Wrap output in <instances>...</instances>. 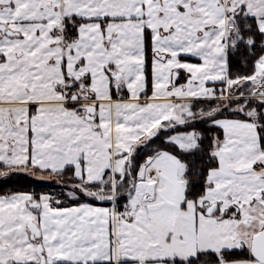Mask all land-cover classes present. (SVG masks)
I'll use <instances>...</instances> for the list:
<instances>
[{"label": "snow or ice", "instance_id": "snow-or-ice-1", "mask_svg": "<svg viewBox=\"0 0 264 264\" xmlns=\"http://www.w3.org/2000/svg\"><path fill=\"white\" fill-rule=\"evenodd\" d=\"M257 36L264 0H0V178L62 187L0 195V264H264Z\"/></svg>", "mask_w": 264, "mask_h": 264}, {"label": "trees", "instance_id": "trees-1", "mask_svg": "<svg viewBox=\"0 0 264 264\" xmlns=\"http://www.w3.org/2000/svg\"><path fill=\"white\" fill-rule=\"evenodd\" d=\"M71 32H72V28L71 25L69 24V33L71 34ZM262 39H264V37H260V36L256 37V48L254 49L253 54L246 53L243 49V45H241L240 51H237L235 53L230 52V64L233 74L236 73L244 74L251 71L253 60L255 59L256 56L261 54L260 44ZM151 58H152V53H151V48L149 46L147 50V61H146L147 74L149 80L147 93H149L151 89ZM214 86L217 89L222 87V85L219 83L215 84ZM202 106L203 105L201 103H196L194 110H199ZM185 130L187 129L183 128V126H178L174 132L173 131L168 132V135H173L174 133L182 132ZM196 130L203 133L201 149L195 150L192 154H189L185 157L187 162L190 164V167L193 169L192 179L194 183L197 180V173L201 169L206 170V168L208 167L207 151L212 138L214 136H219L221 138L222 136V131L220 129L210 127L207 124L197 123ZM161 139H163V137H161ZM159 142L160 141H156L157 144ZM196 187H199V185L197 184ZM57 189H58L57 185L51 182H47L44 179H38L32 176L29 172H24V171L13 172L7 178H0V195H6L13 192H31V191H35L37 193L55 192ZM94 205L109 206L106 203H101L98 201L97 203H94ZM235 253H238L240 257H242L241 256L242 254H244V258H246L248 255L245 252L236 250L231 253L226 252L225 256L227 259H231ZM203 259L204 258H202V260ZM214 262H215V258L211 255L206 258V261H204V263H214Z\"/></svg>", "mask_w": 264, "mask_h": 264}, {"label": "crops", "instance_id": "crops-1", "mask_svg": "<svg viewBox=\"0 0 264 264\" xmlns=\"http://www.w3.org/2000/svg\"><path fill=\"white\" fill-rule=\"evenodd\" d=\"M151 60H152V58H151ZM190 62L196 63V62H198V61L195 60V59H192ZM151 66H152V65H151ZM184 82H185V74H184V73H181V77H180L179 83H180V84H183ZM216 84H218V83H216ZM208 86H209V87H212L213 85H212V84H209ZM146 94H147V95H151V89H150L149 93L146 92ZM95 206H99V205H95ZM99 207H106V206H99ZM237 251H241V250H237ZM242 252L247 253L246 251H242ZM241 256H242V257H240L238 253H235V254L233 255V257H232L231 259H228V260L242 259V258H244V254H242ZM204 264H215V262H214V263H204Z\"/></svg>", "mask_w": 264, "mask_h": 264}, {"label": "rangeland", "instance_id": "rangeland-1", "mask_svg": "<svg viewBox=\"0 0 264 264\" xmlns=\"http://www.w3.org/2000/svg\"><path fill=\"white\" fill-rule=\"evenodd\" d=\"M220 88H221V87H220ZM221 131H222V130H221ZM174 134H176V133H174ZM174 134H173V135H174ZM221 138H223V131H222V136H221ZM24 172H26V171H24ZM57 179H58L57 177H52V179H48V178L46 177V178L44 179V180H46L47 182H51V183H53V184H55V185L58 186V189H57L55 192H59V191L62 190V187L56 183ZM65 179H67V177H65ZM94 203H97V202H94Z\"/></svg>", "mask_w": 264, "mask_h": 264}]
</instances>
